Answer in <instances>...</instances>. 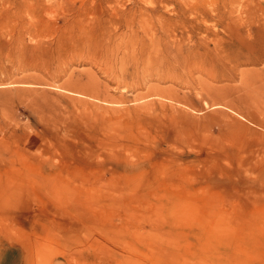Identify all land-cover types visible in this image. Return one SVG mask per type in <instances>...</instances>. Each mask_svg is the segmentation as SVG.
<instances>
[{"label":"rangeland","instance_id":"obj_1","mask_svg":"<svg viewBox=\"0 0 264 264\" xmlns=\"http://www.w3.org/2000/svg\"><path fill=\"white\" fill-rule=\"evenodd\" d=\"M0 264H264V0H0Z\"/></svg>","mask_w":264,"mask_h":264},{"label":"bare ground","instance_id":"obj_2","mask_svg":"<svg viewBox=\"0 0 264 264\" xmlns=\"http://www.w3.org/2000/svg\"><path fill=\"white\" fill-rule=\"evenodd\" d=\"M143 44V43H142Z\"/></svg>","mask_w":264,"mask_h":264}]
</instances>
